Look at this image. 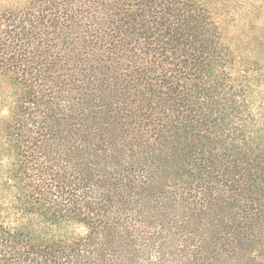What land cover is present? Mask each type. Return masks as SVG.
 I'll return each mask as SVG.
<instances>
[{"label":"trees","instance_id":"trees-1","mask_svg":"<svg viewBox=\"0 0 264 264\" xmlns=\"http://www.w3.org/2000/svg\"><path fill=\"white\" fill-rule=\"evenodd\" d=\"M0 264H264V0H0Z\"/></svg>","mask_w":264,"mask_h":264},{"label":"rangeland","instance_id":"rangeland-1","mask_svg":"<svg viewBox=\"0 0 264 264\" xmlns=\"http://www.w3.org/2000/svg\"><path fill=\"white\" fill-rule=\"evenodd\" d=\"M225 24L223 25V27H224V30L226 31V32H230V31H232V30H235L233 27H231V26H227V24H226V22H224Z\"/></svg>","mask_w":264,"mask_h":264}]
</instances>
